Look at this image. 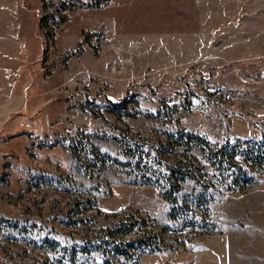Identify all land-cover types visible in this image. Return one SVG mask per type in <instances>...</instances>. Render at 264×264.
Returning <instances> with one entry per match:
<instances>
[{
	"label": "rangeland",
	"instance_id": "1",
	"mask_svg": "<svg viewBox=\"0 0 264 264\" xmlns=\"http://www.w3.org/2000/svg\"><path fill=\"white\" fill-rule=\"evenodd\" d=\"M0 112V264H264V0H0Z\"/></svg>",
	"mask_w": 264,
	"mask_h": 264
},
{
	"label": "crops",
	"instance_id": "2",
	"mask_svg": "<svg viewBox=\"0 0 264 264\" xmlns=\"http://www.w3.org/2000/svg\"><path fill=\"white\" fill-rule=\"evenodd\" d=\"M4 113L2 114V112H0V123L2 121V117H3Z\"/></svg>",
	"mask_w": 264,
	"mask_h": 264
},
{
	"label": "trees",
	"instance_id": "3",
	"mask_svg": "<svg viewBox=\"0 0 264 264\" xmlns=\"http://www.w3.org/2000/svg\"><path fill=\"white\" fill-rule=\"evenodd\" d=\"M255 146H257V145H255ZM255 151V150H254Z\"/></svg>",
	"mask_w": 264,
	"mask_h": 264
}]
</instances>
